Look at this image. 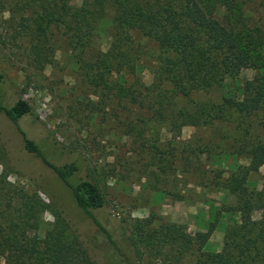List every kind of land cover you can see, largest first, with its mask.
I'll return each instance as SVG.
<instances>
[{
	"label": "rangeland",
	"instance_id": "obj_1",
	"mask_svg": "<svg viewBox=\"0 0 264 264\" xmlns=\"http://www.w3.org/2000/svg\"><path fill=\"white\" fill-rule=\"evenodd\" d=\"M23 1L0 0L1 99L6 105L18 98L30 103L32 114L18 121L21 130L50 162H75L79 169L72 181L95 182L105 204L92 210L96 225L52 168L24 148L22 134L0 112V240L6 235L22 237L23 231L40 240L57 233L59 244L77 248L76 235L102 264H129L135 248L143 264H194L199 246L195 235L206 231L220 210L201 251H221L226 229L240 217L238 211L223 210L238 204L224 181L248 166L245 145L264 144V113L246 115L231 108L211 122L187 124L179 132L169 116L184 105L190 111L205 107L217 112L225 97L246 95L255 70L243 69L236 78L192 90L174 100L161 119L154 103L156 85H168L167 52L144 32L124 33L116 25L111 0L82 41L74 29L48 23L41 8H21ZM53 1L73 8L82 3ZM236 1L249 25L264 21V0ZM28 26L33 33L41 27L40 34L33 38ZM32 38L45 45L50 62H36ZM124 63L133 70L124 69ZM124 83L142 90L140 102L119 96L118 85ZM263 181L264 164L247 173L251 194L262 189ZM27 217H36L35 227L25 225ZM251 217H261V209L252 210ZM171 224L181 227L187 247L179 263L174 258L178 252L162 246L160 239L149 246L138 240L143 232ZM12 254L11 247L5 248L0 264Z\"/></svg>",
	"mask_w": 264,
	"mask_h": 264
},
{
	"label": "trees",
	"instance_id": "obj_2",
	"mask_svg": "<svg viewBox=\"0 0 264 264\" xmlns=\"http://www.w3.org/2000/svg\"><path fill=\"white\" fill-rule=\"evenodd\" d=\"M106 2L107 0H82L79 7L73 8L71 5H58L53 0H24L20 7L26 10L41 8L48 23L55 21L65 28L74 29V36L82 41L86 32L94 29L104 13ZM111 4L116 11V25L124 29V33L127 34L129 30L144 32L167 52L164 67L168 85H156L158 90L154 103L157 105V116L161 119L168 116L164 112L170 104H174V100L187 96L192 90L207 89L226 78H236L243 69L255 70L254 78L247 82L246 95L241 99L225 97L217 112L212 109L207 111L205 107H196L194 111H190L185 105L173 112L169 118L174 122L177 132L187 124L211 122L220 115L218 113L231 108L246 115L264 113V21L249 25L238 1L111 0ZM38 21L34 18L33 23L38 24ZM27 28L33 38L40 34L41 27L36 33L29 26ZM33 38L31 52L36 62L40 65L50 62L45 45L33 41ZM127 64L124 63V69ZM127 68L133 70L131 66ZM137 83L140 85L136 80ZM117 91L120 97L132 102H140L143 95L142 90L132 84H119ZM0 112L20 131L24 148L52 168L58 178L70 188L77 206L99 225L92 210L102 207L105 198L97 184L84 178L72 181L79 169L78 165L75 162L61 165L50 162L39 146L19 127V119L32 114L30 103L18 98L13 104L6 105L0 96ZM244 149L249 158L248 166L224 181V188L237 197L238 204L226 206L223 210L238 211L240 217L226 229L221 251L202 252V246L219 219L220 210L215 211L207 230L195 235L199 246L196 248L194 264H264V181L262 189L255 194H251L246 185L247 173L256 171L264 164V144L245 145ZM255 209H261V217L258 219L251 217V212ZM27 218L25 225L35 227L36 217ZM56 234L52 233L46 240H40L35 234L25 235L24 231L22 237L6 235L0 240V255L5 248L11 247L13 254L7 257L6 264H102L93 259L88 248L76 235L74 241L77 248L72 244H59L56 238L61 234ZM157 238L162 241V246L174 248L172 253L178 252L174 258L178 263L181 262V255L187 252L181 227L171 224L157 231H146L139 235L138 240L149 246ZM128 239L137 247L135 238L129 235ZM134 251L135 257L129 264H143L138 249L135 248Z\"/></svg>",
	"mask_w": 264,
	"mask_h": 264
}]
</instances>
